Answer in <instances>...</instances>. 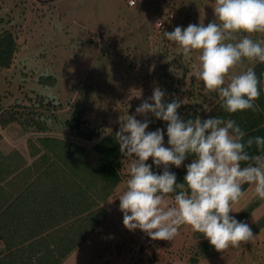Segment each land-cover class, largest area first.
Wrapping results in <instances>:
<instances>
[{
	"label": "rangeland",
	"instance_id": "374dc122",
	"mask_svg": "<svg viewBox=\"0 0 264 264\" xmlns=\"http://www.w3.org/2000/svg\"><path fill=\"white\" fill-rule=\"evenodd\" d=\"M130 2L0 0V33L8 31L16 46L9 67L0 69V109L36 106V99L59 103L53 114L34 107L41 120L55 118L43 121L48 128L43 135L79 144L90 162L95 158L93 143L112 128L119 131L120 119L134 115L156 87L165 92V103L180 102V111L206 112L212 99L193 75L199 52L184 57L164 33L189 24L207 26L215 20L214 0H136L135 7ZM244 35L264 41V33H237L227 42L236 43ZM254 62L244 59L237 64L225 85ZM75 109L78 114L72 116ZM71 116L82 122L81 131H98L99 138L88 141L62 127ZM154 118L136 115L141 122L149 121L146 131H154ZM0 133V151L16 150L26 160L27 139L42 135L26 133L14 123ZM146 163L151 165V158ZM129 165L123 158L119 183L100 203L105 215L99 225L61 264H264V200L256 197L253 185L246 184L229 215L247 223L255 238L221 253L186 225L172 241L126 229L118 197L126 189Z\"/></svg>",
	"mask_w": 264,
	"mask_h": 264
},
{
	"label": "clouds",
	"instance_id": "9594fccd",
	"mask_svg": "<svg viewBox=\"0 0 264 264\" xmlns=\"http://www.w3.org/2000/svg\"><path fill=\"white\" fill-rule=\"evenodd\" d=\"M214 3L215 20L207 26H177L164 35L184 57L199 52L193 75L207 91H219L224 111L232 114L255 109L261 82L252 68L231 76L226 85L225 80L244 59L264 63V41H255L250 35L236 43L227 41L237 33H264V0ZM131 4L135 7L136 0ZM164 97V91L154 88L151 102L144 100L134 115L121 118L115 134L120 153L130 160L126 189L118 197L124 227L139 229L152 240L172 241L186 225L221 253L252 241L255 236L249 225L229 213L244 195V184L253 185L256 197L264 200V156L249 155L241 142L245 133L235 121L225 122L220 117L184 121L177 113L180 102L165 103ZM147 114L167 122L168 147L162 129L146 131L149 121L136 119V115ZM246 143L262 148L264 137ZM189 155L193 159L186 166L184 182L177 184L169 165L179 168ZM149 158L151 165L146 163ZM249 161L252 163L241 167ZM152 165L162 166V174L153 172ZM169 194H175L171 201Z\"/></svg>",
	"mask_w": 264,
	"mask_h": 264
},
{
	"label": "trees",
	"instance_id": "16d2710c",
	"mask_svg": "<svg viewBox=\"0 0 264 264\" xmlns=\"http://www.w3.org/2000/svg\"><path fill=\"white\" fill-rule=\"evenodd\" d=\"M15 50L13 36L8 31L1 32L0 69L9 67ZM250 68L261 82L255 109L229 114L222 108L219 91H208L213 103L206 112L177 109V113L184 121L216 117L235 121L245 133L241 142L249 155L264 156V147L258 148L255 143L248 147L246 143L251 138L264 137V63L255 60ZM36 101V106L14 104L13 109H0V130L14 123L26 133L42 134L27 139L29 160L16 150L0 151V264H61L99 225L105 215L100 203L112 194L121 178L124 157L115 138L116 128L100 138L98 131L85 133L79 129L82 122L72 117L78 114L76 109L62 123L77 137L88 141L99 138L91 146L95 158L90 162L79 144L43 135L48 130L43 121L55 118L44 115L41 120L42 115L34 107L53 114L60 104ZM154 125V131L163 130L164 146L168 147L167 122L154 118ZM192 159L189 155L180 168L170 170L177 184L184 182L186 166ZM248 163L252 161L242 162L241 167ZM152 171L161 174L163 167L154 165ZM246 187L242 186L243 192ZM260 224L264 225V218Z\"/></svg>",
	"mask_w": 264,
	"mask_h": 264
},
{
	"label": "built area",
	"instance_id": "2783aa9c",
	"mask_svg": "<svg viewBox=\"0 0 264 264\" xmlns=\"http://www.w3.org/2000/svg\"><path fill=\"white\" fill-rule=\"evenodd\" d=\"M129 4L131 5V2Z\"/></svg>",
	"mask_w": 264,
	"mask_h": 264
}]
</instances>
